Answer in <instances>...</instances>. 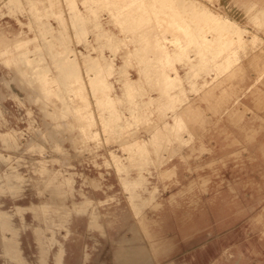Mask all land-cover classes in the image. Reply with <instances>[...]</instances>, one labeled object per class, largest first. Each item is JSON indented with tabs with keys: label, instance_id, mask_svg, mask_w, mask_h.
Here are the masks:
<instances>
[{
	"label": "rangeland",
	"instance_id": "obj_1",
	"mask_svg": "<svg viewBox=\"0 0 264 264\" xmlns=\"http://www.w3.org/2000/svg\"><path fill=\"white\" fill-rule=\"evenodd\" d=\"M156 196L149 264H264V0H0V264H117Z\"/></svg>",
	"mask_w": 264,
	"mask_h": 264
},
{
	"label": "crops",
	"instance_id": "obj_2",
	"mask_svg": "<svg viewBox=\"0 0 264 264\" xmlns=\"http://www.w3.org/2000/svg\"><path fill=\"white\" fill-rule=\"evenodd\" d=\"M254 117H248V119L245 121V123L250 122L254 123L256 120L253 119ZM176 197L173 196L171 198V202H177L178 200L175 199ZM163 206V202L160 201L157 196L155 197V200L152 202V206L145 212V214L140 218L142 221L143 228L145 229L147 235L150 238L151 247H146L141 245L139 242V264H149L154 257H160L168 254L172 250V244H174V241L167 240V239H161L158 236H155L156 234L152 231V226L155 225V219L154 215H149V211H156L159 210ZM138 227V226H137ZM263 235H264V227L262 228ZM138 239H139V231H138ZM137 239V240H138ZM136 240V241H137ZM135 241V242H136ZM170 243V245H163V244Z\"/></svg>",
	"mask_w": 264,
	"mask_h": 264
},
{
	"label": "bare ground",
	"instance_id": "obj_3",
	"mask_svg": "<svg viewBox=\"0 0 264 264\" xmlns=\"http://www.w3.org/2000/svg\"><path fill=\"white\" fill-rule=\"evenodd\" d=\"M65 111L69 112L70 114L72 113V115H75L77 117L80 115L82 116L77 100L75 99L71 101V105L66 107ZM92 119V117H86L84 119L83 117H81V121L83 120L85 123L90 120L92 121ZM0 222L3 228L9 227V215L7 212H0ZM10 248L15 249L17 251V247L14 244L10 245ZM139 256V244L137 242L130 241V243L126 244V246L124 245L123 250L118 253L117 264H139Z\"/></svg>",
	"mask_w": 264,
	"mask_h": 264
}]
</instances>
